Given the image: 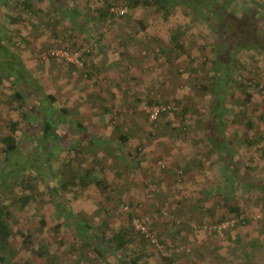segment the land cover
<instances>
[{
    "label": "rangeland",
    "instance_id": "374dc122",
    "mask_svg": "<svg viewBox=\"0 0 264 264\" xmlns=\"http://www.w3.org/2000/svg\"><path fill=\"white\" fill-rule=\"evenodd\" d=\"M58 1L53 3L55 11L48 8L51 11L45 12V2H41L35 10L39 12L37 16L21 12L26 23L17 25L11 24L9 17L16 14L15 11L19 12L21 6L10 0L8 7H0V25L11 39L6 44L22 57L33 86L28 89L30 99L23 109L13 97L16 89L12 84L0 87V137L9 134L11 120H19L21 113L31 112L29 118L35 117L39 123L26 121L24 132L19 133L21 152L25 160H37L35 167L41 169L45 166L44 159H41L44 153L38 149L37 138L43 136L46 115L40 111L54 108L52 112L60 116L59 110L67 109L69 114L64 117L66 119L59 130L63 139L56 143L52 152L55 155L52 173L59 176L62 170H69L68 160L74 165L76 158H81L79 151L63 152V157L60 156L56 150L62 141L65 146L72 143L70 140L83 138L85 143H91L93 135L105 138L115 147L119 144L118 134L127 133L131 139L121 147L122 152L117 156L91 146L85 150L89 156L92 153L89 151L97 152L95 158L103 169L105 183L113 189L108 206L112 209L113 204L118 210H113L112 214L95 215L94 208L100 209L95 206L99 200L97 192L91 196L74 193L71 200L67 197L66 206L72 207L79 218L86 217L93 227L100 228L101 234L110 235L125 228L130 233L128 249L137 251L134 257L140 253L151 254L142 260L146 264L161 263L155 248L133 230L134 217L147 219L150 229L172 251H177L172 246L178 243L201 245L191 257L180 254L176 264H244L242 262L248 258L247 264H264V197L259 191L264 186V41L260 43V49L243 48L224 27H241L243 32L248 30L245 24L236 25V18L233 21L223 18L218 23L217 16L205 11L196 14L192 7L184 5L170 6L166 18L162 13L145 8L142 0H132L139 2L135 7L129 5L131 0H117L115 5L127 7V15L102 21L93 9V4L99 8L103 5L100 1ZM220 2L233 9L230 13L237 18L245 15V11H252L250 13L256 18L261 17L257 29L264 36V0ZM78 4L82 8L77 7ZM209 5L217 10L214 12H223L215 4L209 2ZM75 6L86 16L70 15ZM15 28L20 30V36ZM75 47L88 53L86 60L93 78L91 81L86 80L82 70L68 66L67 61L47 58L53 49L73 50ZM224 59L230 63L235 79L233 93L226 99L227 115L222 130L225 139L231 142L227 161L219 160L220 148L216 153L209 151L211 146L206 144V138L210 127L203 120L208 110L216 105L210 91L215 84V72H218L213 70L214 63ZM244 85L245 93L242 90ZM202 86L210 92L203 91ZM39 91L54 96L53 105L45 104ZM246 93L252 97L249 102ZM150 102L172 109L151 122L146 112ZM48 113L51 116V112ZM76 123L86 126L87 133L78 129L77 135L81 136L76 137ZM85 134L89 136L83 137ZM46 145L49 147V143ZM190 155L195 161L200 159V168L190 169V173L181 178L178 165L186 167L184 158L187 160ZM13 159L16 160L17 156ZM126 162L131 168L123 165ZM6 168L7 172L17 170L14 163H6L0 148V181L6 180V172L3 174ZM50 172L48 170V174ZM32 178L33 186L43 189L44 182ZM183 179L186 180L184 184ZM49 180L47 186L53 188L60 178L49 175ZM16 184L10 189L14 194L12 200L21 194ZM8 192L2 189L1 202H6L5 196H10ZM200 196L205 197L207 205L212 206L214 200L222 202L219 208L223 211H218V215L231 216L224 209L227 204L240 206L246 227L228 230L223 235L213 234L210 230L215 218H210L197 202ZM59 198H55L56 203H60ZM41 200L42 204L38 205L36 201L39 200H36L32 208L15 207V218L11 221L13 255L7 256L6 264H46L45 258L34 254L43 245L48 247V252L62 258L58 264H104V260L95 258L89 249L80 253V259L68 255L72 228L65 226L63 218L57 217L50 196ZM258 214L263 217L257 218ZM40 218L45 219L46 226H41ZM104 222L108 227H102ZM58 224L61 227L57 231L55 226ZM23 235L30 236L33 245L27 243ZM255 236H258L255 239L258 243L251 249L259 252L260 257L249 255V252L243 255L246 243L249 241L250 244ZM108 257L111 264L116 263L115 255L109 254Z\"/></svg>",
    "mask_w": 264,
    "mask_h": 264
},
{
    "label": "trees",
    "instance_id": "16d2710c",
    "mask_svg": "<svg viewBox=\"0 0 264 264\" xmlns=\"http://www.w3.org/2000/svg\"><path fill=\"white\" fill-rule=\"evenodd\" d=\"M14 1V0H13ZM17 2V5L19 4L21 6V9L18 11H15L16 14L11 15L9 17V21L13 25L26 23V20L22 18L21 12H29L28 14L31 15L32 13H35V16L39 14V12H36V5L33 0H22L21 2H18V0H15ZM117 0H104L103 5L98 10L99 19L102 21L107 20L109 18L111 21L112 19H115V17H123L125 15H117L115 13L110 12V8L112 6V3H116ZM132 1V0H131ZM227 1V0H225ZM236 1V0H235ZM10 0H0V7H8ZM209 2L215 4L218 8L222 9L223 12H214L217 11L216 9H213L210 7ZM118 4V3H117ZM124 5V4H123ZM130 6L135 7L139 5L138 1H132V4L129 3ZM142 5L145 8L153 9L159 13H162L166 18L169 17V10L170 6L173 7H179V5L189 6L192 7V10L197 14L202 12H209V14L213 16L218 17V23L220 21H223V18H227L228 20H235V24L242 23L245 24L248 27V30H243L241 27L238 29H233L232 26L224 27L222 29L229 30L232 32V34L235 36V38L239 41V43L242 45L243 48L248 47H254L256 49H260V43L264 41V36L261 31L257 29L258 23L261 22V17L256 18L254 14L250 13L252 11H245L246 14L240 16L237 18L235 14L230 13V11H234L233 9H230V7L226 4H223L220 2V0H197V2H194L193 0H142ZM197 7H199L197 9ZM200 10L201 12H199ZM68 11V10H67ZM18 12V13H17ZM66 13V12H65ZM74 15L81 16L82 14L80 12H70ZM72 15V17L74 16ZM85 17L86 15H82V17ZM74 18V17H73ZM17 35L20 36V30L18 28H15ZM8 32L4 28V26L0 25V87H5L7 84H12V88L16 89V92L14 93V99L19 102L20 107L23 109L25 106V103L27 102V99L29 100L30 96L28 95V89H32V83L29 79H31L29 76V69L24 64V61L22 57L18 54L17 51L9 47L6 43L10 42L11 39L8 36ZM262 34V35H261ZM17 36V37H18ZM20 39V38H19ZM252 40H254V43H251ZM77 49L76 47L73 48V50ZM86 52L83 53V63L84 66L82 68H77L76 66L72 65L71 63H67L68 66H71L73 68H76L77 70H82V73L85 74V78L88 81H91L92 74L88 66V60ZM213 70L218 71L215 72V84L213 89L210 91L212 92V95L216 99V105L208 110L207 116L203 119L207 121V126L209 128L210 134H208V138H206V144L210 145L209 151L212 153H216V150L219 148V152L221 151V155H219L221 161H227L229 157L230 152V145L231 142H228L225 139V136L222 134V130L224 129V119L227 115V106H226V99L227 96L232 92L233 85L235 84V79L231 74V67L230 63L224 59L221 61H215ZM249 83H251V79L247 80ZM203 91L208 92L209 89L206 86L201 87ZM246 86L244 85L242 90H244L245 93ZM209 91V92H210ZM33 93V92H32ZM43 102L45 104L48 103H54L55 98L52 95L43 93L39 91ZM1 96V95H0ZM246 101L251 100V95L249 93L245 94ZM42 103V101H41ZM43 105V104H42ZM51 105V106H52ZM157 105H163L161 103H149L148 107H153ZM45 109V108H44ZM44 109L42 108L40 113H45V123L43 125V136L38 137L39 140V150H41L44 155L41 159H44V165L41 169L36 168L35 164H37V160H25L23 158L22 152H21V135L19 133L24 132L23 127L26 123V121L30 120V123L32 121L34 122L36 119L29 118L31 112H23L21 113V119L19 120H11L9 123V134H5L0 137V148L2 149V153L5 156L6 163H9L11 165L14 163L16 165L17 170L16 171H10L7 172V168L3 170V174L5 173L4 178L6 180L0 181V192L5 190V192H8L10 195L9 197L5 196L7 198L6 202L0 201V264H6L7 263V256L13 255L11 252V241L13 238V231L11 226V221L14 220V209L17 205H21L23 209L28 208L31 205L35 204L36 202H39V204H42V197L49 196L51 197V200L53 201L55 205V209L57 212V217L63 218L65 220V226H70L72 228V240L70 243V250L69 254L70 257H76L78 258L80 253H84L86 249H89L90 252L93 254L95 258H101L104 260V264H111L110 260H108V255H115L117 257V261L115 264H146L145 260L147 256L144 255V253H140L134 257V255L137 253L132 248L128 249V244L130 241V233L125 228H121L120 230H117L115 232H112L110 235H105L104 233H99L100 228L96 229L92 226V222L85 218H79L74 211L73 208L70 207L68 204L64 203L68 198L69 200L72 199V194H81L83 196H91L93 193L97 192L99 196V200L97 201V204L95 206L100 207V209L94 208L95 215H107L108 213L112 214L113 210H118L117 206H113L112 209L108 206L110 204V193L113 191L112 188L107 186L105 183V179L103 178V169L99 167V162L96 160V155L98 156L97 152H92L89 156L85 152L86 149L89 148V146L93 148H97L98 151L100 150H107L108 153L111 156H114V154L117 156L122 152L121 147H124L127 145L130 141L129 134L122 133L118 134L117 144L118 146L112 147L111 142L106 140L105 138L97 137V136H91V143H85L83 139H79L77 141L70 140L72 143L65 146V142L62 141L61 145H59V150H56L57 153L62 156L63 152H67V154L74 153L79 151L81 154V158L74 161V165L71 161L68 160L67 164L69 165V170H62L59 176H56V174L52 173L53 169L51 168V165L53 164V160L55 158V155L52 153L53 148L55 149L56 143L63 139V135H61V132H59L61 126L63 125L66 118V115L69 114L68 110L63 108L60 109V116L57 115L55 112H52V109ZM49 112H51V116H49ZM166 111L162 112L160 116L165 115ZM168 112V111H167ZM107 111H105V114ZM62 115L63 118H62ZM149 118V114H147ZM244 116V113H243ZM101 118L104 120V115L101 116ZM58 120H61V123H58ZM201 120V121H203ZM34 123H37L38 121H35ZM119 123V122H118ZM36 125V126H37ZM249 125H251L249 123ZM76 129L74 134L77 136H81V134H78V129L84 130L86 133V126H83L81 123H76ZM216 130V132H214ZM218 132V133H217ZM89 136L88 134H85L83 137ZM94 139V140H93ZM49 143V147H47L46 144ZM72 145V146H71ZM86 146V148H84ZM82 148V149H81ZM225 151L227 153H225ZM218 152V154H220ZM224 152V153H223ZM17 156V159L14 160L13 157ZM63 157V156H62ZM22 158V159H18ZM90 159V160H89ZM45 160L47 161L45 163ZM128 161V160H127ZM36 162V163H35ZM133 161H131L132 163ZM135 162V161H134ZM30 163V164H29ZM126 167H130L129 162L124 163ZM201 165V164H200ZM179 166V173L180 177L184 178V176L188 175L190 173V167H182ZM232 168V167H231ZM48 170L51 172L48 174ZM230 170V169H229ZM61 171V170H59ZM52 173V174H51ZM59 173V172H58ZM8 174V175H7ZM49 175L52 177H59L60 180L58 181V185L54 184L53 188H50L47 186V183L49 180ZM183 175V176H182ZM34 178L35 181H43V189L42 187L39 188L37 186H33L34 184L31 183V178ZM32 178V179H33ZM180 178V179H181ZM39 179V180H38ZM186 180H182V183L184 184ZM14 183H17L18 190H20L21 194L14 200H12L11 195L14 194L10 192V189L12 186H14ZM181 184V185H183ZM41 189V190H39ZM77 191V192H76ZM261 194L264 196V186L260 188L259 190ZM46 192V195H45ZM44 195V196H43ZM56 197H60L59 201L60 203H56L57 199ZM66 199H64V198ZM68 197V198H67ZM11 198V199H10ZM44 200V199H43ZM68 200V201H69ZM45 201V200H44ZM198 203L201 204V207L205 209L206 213H208L209 217L214 219L213 226H219L227 221L232 220L236 217H241L243 213L242 208L238 205H232L229 206L228 204L224 207L226 209L227 213L231 214L230 217L226 216L225 214H219L218 211H223L222 208H219L222 206V202L217 200H214V204L207 205L208 203L205 201V197L200 196L197 199ZM127 208L129 205L126 206ZM32 208V206H31ZM224 213V212H223ZM218 218H217V217ZM131 217V216H130ZM135 218V217H134ZM19 218L15 219L18 221ZM40 224L41 226H46V222L44 218H40ZM133 219V218H132ZM246 220H241L232 227H227L222 229V235L226 234L228 230H235L238 228H245ZM132 226V223H131ZM61 227V224H58L55 226V229L58 231ZM104 228L108 227V224L106 222L103 223ZM101 227V228H102ZM133 228V226H132ZM133 230L137 232L134 228ZM93 231V232H91ZM213 234H218L219 231L217 229L211 228L210 230ZM91 232V233H89ZM89 233V234H87ZM142 239L149 245H151L153 248H155L151 243H149L139 232H137ZM154 234L158 237V234L154 231ZM248 232L246 231L245 234ZM25 238V241L29 243L30 245H33V242L29 240L30 236L23 235ZM251 237V236H250ZM160 243L163 245V247L167 251L170 250V246L163 241L160 237H158ZM100 240V241H99ZM251 241V240H250ZM63 243V242H61ZM258 243L257 240H252L249 244V241L246 243L242 254L247 255L249 252V255L253 251L252 248H255L256 244ZM195 244V246L193 245ZM65 245V244H64ZM62 244V246H64ZM68 245V244H66ZM201 246V245H200ZM200 246H197L196 243H178L175 246H172V248L180 249L178 253L172 252L169 256H165L163 252L156 250V255L158 256V259L161 264H176L177 260L180 259L179 255L182 256H192L195 252L200 250ZM43 248H40L37 251H34V254L39 258H45L46 264H58L60 263V259L62 258L58 255H53L52 253L48 252L47 246H42ZM202 253V252H201ZM80 259V257H79ZM85 259V258H84ZM78 261V259H76ZM76 261V262H77ZM98 260H96L97 262ZM250 261V258L247 260H244L242 263L247 264V262ZM62 264V263H61ZM239 264V263H237Z\"/></svg>",
    "mask_w": 264,
    "mask_h": 264
},
{
    "label": "built area",
    "instance_id": "2783aa9c",
    "mask_svg": "<svg viewBox=\"0 0 264 264\" xmlns=\"http://www.w3.org/2000/svg\"><path fill=\"white\" fill-rule=\"evenodd\" d=\"M110 12L115 13L117 15H125L126 13H128V9H127V7H124V6L121 7V6H117L115 4H112V6L110 8ZM84 52L85 51H83V49H75V50H69L66 48L53 49V50L48 52L47 58H50V57L61 58L65 61H67L68 63H71L72 65L76 66L77 68H82L84 66L83 59H82ZM171 109L172 108L170 106L157 105V106H153V107H147L146 112H147V114H149L150 121L154 122L160 117V114L162 112H164V111L167 112V111H170ZM256 217L262 218L263 216L258 214ZM244 219H245L244 216L236 217V218H233L232 220L227 221V222H225L219 226H214L213 228L217 229L219 231L220 235H222V229L235 226L236 224H238L239 221L244 220ZM132 226L149 243H151L155 247V249L163 252V254L165 256H169L172 252H179L180 251V249H177V251H170V252L167 251L163 247V245L160 243L156 234H154L153 231L150 229V225L147 222V219L135 217L132 220Z\"/></svg>",
    "mask_w": 264,
    "mask_h": 264
},
{
    "label": "crops",
    "instance_id": "0c3cea01",
    "mask_svg": "<svg viewBox=\"0 0 264 264\" xmlns=\"http://www.w3.org/2000/svg\"><path fill=\"white\" fill-rule=\"evenodd\" d=\"M34 2H35V5H36V9H37V7L38 6H40V4H41V2L43 3V2H45V6H44V8L43 7H41V8H43V10L45 11V12H48V11H51V10H54L53 8H54V6H53V3H55V2H59L58 0H33ZM94 1H96V2H102L103 3V1L104 0H94ZM95 4H93V9L96 11V12H98V10L100 9L99 8V6H94ZM51 6V7H50ZM77 7H79V8H82L79 4L77 5ZM48 8H51V10H49ZM69 10V9H68ZM83 10H85V9H83ZM55 11V10H54ZM74 11H76V12H80V11H78L77 9H76V6H75V9L73 8V12ZM221 152V151H220ZM184 160L186 161V165L187 166H189L190 167V169L191 170H195L197 167H199L200 165V159L198 160V161H195L194 160V158H192V156L190 155L189 157H187V160L184 158ZM221 163V162H220ZM200 168V167H199ZM264 197V196H263ZM226 198V197H225ZM224 198V200H225V202L227 201L226 199ZM228 199V198H227ZM217 201V200H216ZM198 202V201H197ZM235 205V204H234ZM256 233V232H255ZM258 238V236H255V237H252V239H251V241L252 240H255V239H257ZM258 241V240H257ZM202 253H204V252H202ZM251 255H253V256H255V257H260V255H259V252H251ZM74 262H76V261H74ZM111 262V261H110ZM255 262H253L252 264H254Z\"/></svg>",
    "mask_w": 264,
    "mask_h": 264
}]
</instances>
